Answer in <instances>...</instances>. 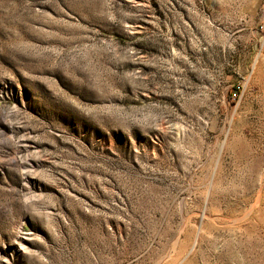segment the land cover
Masks as SVG:
<instances>
[{
  "label": "rangeland",
  "instance_id": "obj_1",
  "mask_svg": "<svg viewBox=\"0 0 264 264\" xmlns=\"http://www.w3.org/2000/svg\"><path fill=\"white\" fill-rule=\"evenodd\" d=\"M0 264H264V0H0Z\"/></svg>",
  "mask_w": 264,
  "mask_h": 264
},
{
  "label": "built area",
  "instance_id": "obj_2",
  "mask_svg": "<svg viewBox=\"0 0 264 264\" xmlns=\"http://www.w3.org/2000/svg\"><path fill=\"white\" fill-rule=\"evenodd\" d=\"M241 95H242V88L240 85H237L232 88L230 92V98L232 101L239 100L241 98Z\"/></svg>",
  "mask_w": 264,
  "mask_h": 264
}]
</instances>
